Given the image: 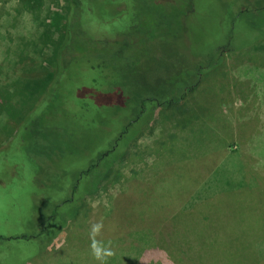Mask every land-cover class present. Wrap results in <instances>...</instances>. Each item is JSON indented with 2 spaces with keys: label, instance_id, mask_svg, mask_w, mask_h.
<instances>
[{
  "label": "rangeland",
  "instance_id": "rangeland-1",
  "mask_svg": "<svg viewBox=\"0 0 264 264\" xmlns=\"http://www.w3.org/2000/svg\"><path fill=\"white\" fill-rule=\"evenodd\" d=\"M124 2L121 20V16H115L117 12L108 0H97L94 14L98 18H81L83 46L97 48V38L115 40L114 44L98 47L102 50L100 57L113 70V78L100 79L99 84L85 74L88 65L78 69L82 71L77 74L83 72V75L75 74L70 68L51 85L42 103L17 129L16 137L0 146V232L6 239V244L0 247V264H24L25 261L27 264H264V43H256L263 37L264 9L260 13L255 11L263 8L264 0ZM51 4L50 14L63 12V0ZM243 8L254 11L240 18ZM3 10L4 14L11 12ZM105 15L113 19L106 20ZM10 22L12 27L5 30V35L11 34L13 38L9 40V47L17 50L21 37L38 38L39 25L32 17L23 16L17 26ZM45 22L51 23V17ZM140 23L143 26L139 31L131 30V25L140 26ZM235 29L241 36L234 40L231 34ZM141 38L148 41L146 48L138 46L137 52L132 46L129 50L127 46L124 48ZM246 39L252 45L244 49L251 50L241 58L224 54L222 66L216 67L215 61L210 63L213 50L229 43L231 47L243 48ZM6 47V41L4 45L1 43L0 79L4 82L9 81L10 74L14 78L20 76V69L26 64L35 70L49 64L47 57L42 59V54L48 55L51 51L41 43L39 48H32L30 59L16 66H13L16 53L11 55V63ZM8 62L10 65L6 68L3 64ZM198 65H201V81L188 96L189 100L181 102L192 117L198 114L197 121L189 118L190 124L176 139L169 140L182 129L177 126V119L183 120V117L177 114L172 117L168 112L171 118L167 121L161 110H157L149 132L117 166L126 178L133 176L132 169H138L133 180L121 190L123 184L108 183L105 188L101 184L96 195L90 197L89 220L80 217L70 223L38 256L49 234L31 238L41 230L49 210L71 194L74 181L80 179L88 159H96L117 140L118 151L123 149L127 140H120L119 135L133 118L143 96L147 92L152 96L156 93L178 95L180 81L194 79L192 71ZM9 68L11 73H7ZM172 82L175 83L171 88ZM117 84L118 91L111 89ZM116 107L122 110L116 112ZM145 122L146 116L141 124ZM136 129H130L132 135ZM159 137L166 141L165 161L152 152L156 148L153 142ZM170 149L184 155L182 165L175 163L179 153L166 155ZM178 158L182 159L179 155ZM146 161L149 170L145 169ZM181 171L184 176L178 174ZM248 172L260 178L253 189L249 184L245 186ZM88 181L89 178H83L82 185ZM182 187L186 193L183 192V199H178ZM83 190L81 186L74 197L81 198ZM201 206L205 207L202 212L207 214L209 224L230 226L202 238L206 240L202 249L192 248L182 240L186 237H178L182 232H197L201 220L188 214L182 216L180 210L191 211ZM70 207L61 208L62 216ZM56 223L61 224L58 219ZM56 229L52 227L49 231ZM179 230L182 231L178 233ZM236 230L240 240L247 243L245 251L235 249L240 243L231 249L232 243L226 249L217 250L215 242L217 246L222 245L219 242H232L238 233ZM140 231L144 232L141 236ZM122 235L131 242L113 246L111 238ZM136 235L145 239L144 246L139 243L140 238L132 237ZM110 250L114 253L107 255Z\"/></svg>",
  "mask_w": 264,
  "mask_h": 264
},
{
  "label": "trees",
  "instance_id": "trees-1",
  "mask_svg": "<svg viewBox=\"0 0 264 264\" xmlns=\"http://www.w3.org/2000/svg\"><path fill=\"white\" fill-rule=\"evenodd\" d=\"M59 3L61 0H0V46L1 43L4 45V41L7 43L6 47V55L9 61L12 63L11 55L16 53V59L13 60V66H16L17 63H22L27 59H30L32 57V48H39L40 43L43 45L44 48L50 49L51 54H42L44 55L42 59L47 57L48 66L39 67V69L35 70L34 68L30 67L29 65L22 67L20 69L21 75L14 78L9 75L10 79L9 81L5 79L6 81H2L0 79V146L4 145L9 140L13 139L17 135V129L21 126V124L26 120V118L29 117L33 113V111L36 109L37 106L40 105L43 101V96H46L49 90L51 88V85H53L55 82L60 80V75L64 74L67 70L71 68L73 69L74 73L77 74V71L80 72L82 70H78L83 68L82 65L86 64L89 66V70H86L85 74H88L91 76L94 82L100 84V79H106L107 81H110L113 77H111V71L106 65V61L104 62V58L100 57L99 53L102 51L100 48H98L101 45H108L109 43H113L115 41L113 38L108 39H101L97 38V48L91 49L88 46H83V33L81 32L80 26L82 24L81 18H89L91 16H96L94 14V7L95 4H97V0H63L65 3V6L62 9V13L59 12H53V14H50L51 12V3ZM125 1V0H124ZM121 0H108V2L113 3V10L117 12L115 16H121L119 20L124 18V15H122L125 12V2ZM127 2V1H126ZM125 4V5H124ZM124 6V7H123ZM121 7H123L121 9ZM10 9L11 12L6 11L4 14L3 9ZM12 8V9H11ZM44 9V10H43ZM262 7H259L255 9L256 12L260 13L262 12ZM254 11V9H250ZM249 9L243 8L240 9L239 17L241 18L245 13L250 11ZM38 12H42L41 15ZM7 15V16H6ZM5 16V17H4ZM23 16L26 18L31 17L38 22V30L37 33H39L38 38H34V40H26L24 37H21L19 39V45L17 46V50L13 47H9V40H13L12 35L8 34L5 35V30L8 29V27H12L10 20H12L13 25L17 26L20 23H22ZM4 17V18H3ZM51 17V23L47 24L45 21ZM97 17V16H96ZM105 19H113L111 15H105ZM3 18V19H2ZM43 20H42V19ZM98 18V17H97ZM238 18V16H236ZM2 19V20H1ZM103 18H101L102 20ZM7 20V21H6ZM31 23V20H28ZM113 21V20H112ZM7 25V26H6ZM140 26H137L136 24L131 25L133 29L139 31V29L142 28L143 24H139ZM7 28V29H6ZM17 28V27H16ZM42 28V29H41ZM263 37L259 38L257 42L262 41L264 43V32H262ZM162 39H164V36L160 35ZM241 34L237 33V30L235 29L233 31V34H231V38L235 40V38H240ZM165 40V39H164ZM233 42V40H232ZM245 46L243 48L237 47H231L230 43L227 46L221 47L219 49L213 50L212 54L210 55L212 61H215L217 64L215 66H219L223 64L225 61L224 54L229 56L233 59H239L245 52L251 50V49H244L248 46L252 45L248 40H244ZM147 42L144 41V38H141L140 40L124 45V48L127 46L128 50L132 47L137 52V47L144 45V47H147ZM132 46V47H131ZM263 55H264V49ZM44 50L41 48V52ZM252 52L257 53L256 50H252ZM5 54V49L3 51ZM2 53V54H3ZM139 56V55H138ZM117 55L115 56V58ZM7 58L5 60L7 61ZM121 56H119L118 59H120ZM32 59V61H34ZM42 62H40L41 64ZM199 64H201L198 61ZM258 64V63H257ZM5 67L6 65H10V63H4ZM40 66V65H39ZM200 66L198 65L195 67L192 71L193 78H189L188 81H180L181 86V92L178 95L172 94V97L169 95H163L161 94H155L152 96L151 92H147L140 104H138V107L136 106V111L134 112L133 118L123 127L122 133L119 135L120 140L122 138L126 139V144L123 149L118 151L119 149V141L117 140L113 147H110L103 151L96 159L89 161L87 167L83 169L81 172V175H79L80 179L77 181H74L76 184L71 188V194L67 197V199L59 204L58 206L54 207L52 210H49V214L45 221L40 225V229L38 232H35L34 238L37 237L43 238L45 235H48V238L46 239L45 245L38 251V256L47 250V248L51 245L52 241L62 232L67 226L71 225L70 223H75V220L78 218H86V220H89V200L90 197H94L96 193L99 191L98 187L102 184V186L105 188V186L108 183H111L113 186L117 183L123 184L120 187V190L126 187V184L128 181L133 180V176L137 174L138 169H132V177L126 178V176L122 175L121 169L117 166L120 165L124 161V156L127 152H129L130 149H133V146H135L138 141L144 137V134L148 133L151 127V123L153 121L154 115L157 110H161L160 113L163 117H166V120L168 121L171 117L168 115V112H170L171 116L174 117V115H178L180 117H183V120L181 118L177 119L178 124L177 126H182V129H178L176 134H172L169 138L176 139L179 134L182 132L183 129H185V126H188L190 124V119L197 121L198 114H194L192 117V114L188 112L186 109H183L184 103L181 102H187L189 100V95L195 92L197 89V83L199 80L201 81V72H200ZM211 66V65H210ZM7 68V67H6ZM214 68V67H213ZM7 71V73H11L12 70ZM39 70H41L39 72ZM70 70V71H71ZM209 70V69H208ZM2 72V66L0 65V74ZM77 75H83V72L81 74ZM190 76V75H189ZM172 81V79H170ZM169 80V81H170ZM175 82H172L169 86L174 85ZM100 85L101 87H103ZM119 85V84H117ZM115 85V87L111 88L114 91H118L117 89L120 87ZM168 86V87H169ZM166 87V86H165ZM110 89V91H111ZM78 90H82V88L79 87ZM165 91V90H164ZM167 92V91H165ZM259 96V95H258ZM42 99V100H41ZM149 104V105H148ZM122 110L120 107H116V112ZM147 116L146 122L141 124V120L144 116ZM200 118V115H199ZM186 121V122H185ZM201 123V121L196 122ZM177 126L175 129H177ZM135 127H138L137 129ZM108 128V127H106ZM136 129L137 131L134 133V135L131 134L130 129L132 130ZM124 134H127L125 137H123ZM156 148L152 152L155 153V157L164 159L163 158V150L166 149V141H162V139L159 137V139L155 140L153 142ZM179 153V154H177ZM168 154H177L175 163H178V165H182V161L184 158V155L181 154L178 150L170 149L166 152V155ZM178 155L181 158H178ZM183 155V156H182ZM74 159V158H73ZM185 159V158H184ZM165 161V159H164ZM162 164L164 162H161ZM145 169L149 170V162H145ZM25 168V167H24ZM116 168V171H115ZM144 170V169H142ZM181 176H184L183 171L178 173ZM94 176V177H91ZM76 177V176H75ZM89 178L90 182H87V185L83 184V178ZM111 180V181H110ZM81 186L84 188L83 194L81 198H75V194L77 191L81 189ZM182 194L178 195V199H183L184 196L183 192L186 193V189L182 187ZM179 192L181 191L178 190ZM186 200V199H184ZM206 205L210 206L211 203H208L206 200ZM70 205V211H67L64 216H62L61 208L63 206ZM112 207V206H111ZM109 207L108 210L111 208ZM202 207V208H201ZM200 208L195 207L193 210H180L183 212V215H191L196 216L197 218H200L199 220L200 225L197 228V232H182L180 233L179 230L178 237H186L185 239H182L185 244L189 243L191 244V247H197L201 248L203 247L206 240L205 238L211 237V232L216 231H224L227 228H230V226H223V224H216L208 223V216L205 214L204 211L205 207L201 206ZM107 210V212H108ZM187 216V215H186ZM56 219L60 220L61 224L58 225L56 223ZM52 227H57L54 231H49ZM114 227V226H113ZM117 227V226H115ZM238 229V228H237ZM238 233H235V237L232 238V242L230 243H222L219 242L218 244H222L220 246H217L215 242V246L217 247V250H221V248L226 249L228 244L229 249L233 245H236L240 243V247H235V249H238L240 251H245L246 244L245 241H241L239 235V230H236ZM2 231L0 232V247H2L3 243H5L4 236L2 235ZM144 234V232L140 231V235ZM130 235L131 232H130ZM139 236H132L135 239L140 238ZM197 236V239H192L191 237ZM22 239L28 240L29 238L26 236H22ZM204 238V239H202ZM19 239V238H16ZM113 242V246H117V243L120 245H126L129 242H131L128 238L124 237L123 235L117 239L111 238ZM139 243H141L143 246L145 245L144 238L138 239ZM138 240L136 242H138ZM212 242V241H210ZM214 243V242H213ZM136 247V246H135ZM109 250V249H108ZM107 251V250H105ZM139 253V251H136ZM109 253H114L110 250ZM134 258V257H133ZM232 258V255H231ZM230 258V259H231ZM135 259V258H134ZM136 258L135 260H137ZM132 259H130V252H129V259L130 262ZM28 261H25L24 264H27Z\"/></svg>",
  "mask_w": 264,
  "mask_h": 264
},
{
  "label": "crops",
  "instance_id": "crops-1",
  "mask_svg": "<svg viewBox=\"0 0 264 264\" xmlns=\"http://www.w3.org/2000/svg\"><path fill=\"white\" fill-rule=\"evenodd\" d=\"M252 172H248V173H246V177H247V181H246V185L245 186H247L248 184H249V188L250 189H253V188H255L256 186L255 185H257L256 184V182L257 181H260V178H259V176L258 177H253V175H250ZM245 174V173H244ZM264 176L262 175V178H263ZM59 252H61V251H59ZM58 252V253H59ZM57 253V254H58Z\"/></svg>",
  "mask_w": 264,
  "mask_h": 264
},
{
  "label": "clouds",
  "instance_id": "clouds-1",
  "mask_svg": "<svg viewBox=\"0 0 264 264\" xmlns=\"http://www.w3.org/2000/svg\"><path fill=\"white\" fill-rule=\"evenodd\" d=\"M107 255H111V253H107ZM99 259H102V257H98Z\"/></svg>",
  "mask_w": 264,
  "mask_h": 264
},
{
  "label": "flooded vegetation",
  "instance_id": "flooded-vegetation-1",
  "mask_svg": "<svg viewBox=\"0 0 264 264\" xmlns=\"http://www.w3.org/2000/svg\"><path fill=\"white\" fill-rule=\"evenodd\" d=\"M148 114L146 115V118H147Z\"/></svg>",
  "mask_w": 264,
  "mask_h": 264
}]
</instances>
